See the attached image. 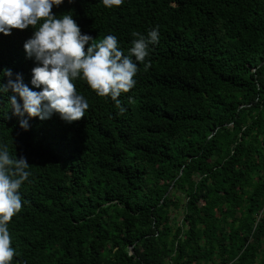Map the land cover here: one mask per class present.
<instances>
[{
  "label": "trees",
  "instance_id": "1",
  "mask_svg": "<svg viewBox=\"0 0 264 264\" xmlns=\"http://www.w3.org/2000/svg\"><path fill=\"white\" fill-rule=\"evenodd\" d=\"M52 11H71L93 43L115 35L125 54L133 32L158 26L160 39L123 111L77 79L85 116L32 118L25 131L4 97L0 146L31 173L8 225L12 264H264V0ZM33 31L0 33V73L39 91L24 50Z\"/></svg>",
  "mask_w": 264,
  "mask_h": 264
},
{
  "label": "clouds",
  "instance_id": "2",
  "mask_svg": "<svg viewBox=\"0 0 264 264\" xmlns=\"http://www.w3.org/2000/svg\"><path fill=\"white\" fill-rule=\"evenodd\" d=\"M101 2L112 8L120 6L123 0ZM63 3L64 0H0V33L10 35L14 28L25 30L30 26L34 29L24 43V50L27 58L37 64L32 69L31 85L40 90L34 91L25 84L22 74H15L13 79L11 69L0 73V106L7 97V112L11 110L21 118L20 127L25 131L32 118L43 121L59 114L69 124L83 118L89 103L77 92L74 83L77 79L86 81L97 96L109 97L123 111L118 98L135 86L138 65L144 63L147 67L151 47L159 43L158 26L146 35L133 32L135 39L127 54L115 35L109 34L93 43L92 36L82 34L71 11L53 13V7ZM5 77L7 83L2 82ZM28 166L25 158L13 159L7 148L0 146V264H12L16 255L8 225L21 211L19 190L31 175Z\"/></svg>",
  "mask_w": 264,
  "mask_h": 264
},
{
  "label": "rangeland",
  "instance_id": "3",
  "mask_svg": "<svg viewBox=\"0 0 264 264\" xmlns=\"http://www.w3.org/2000/svg\"><path fill=\"white\" fill-rule=\"evenodd\" d=\"M180 217V216H179Z\"/></svg>",
  "mask_w": 264,
  "mask_h": 264
}]
</instances>
